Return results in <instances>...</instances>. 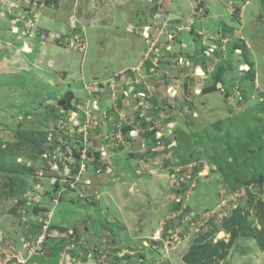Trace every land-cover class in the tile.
I'll return each instance as SVG.
<instances>
[{
  "label": "rangeland",
  "instance_id": "374dc122",
  "mask_svg": "<svg viewBox=\"0 0 264 264\" xmlns=\"http://www.w3.org/2000/svg\"><path fill=\"white\" fill-rule=\"evenodd\" d=\"M115 1L121 2V0ZM129 1L131 0H125L122 2L126 3ZM174 1L175 3L179 2L182 5L184 15H188L186 18L191 16V19L195 20L196 17L200 18L198 16L200 6L206 7L208 13V8L205 3L211 4V0H205L202 2H200V0ZM66 2L72 3L69 5L72 15L70 16L69 20L64 22L57 20V22L55 20V13L59 12L62 5ZM214 2L220 5L219 11H226L227 7L231 8V14L234 18L235 28L241 31L246 40H254L256 47L253 49L244 47V55L247 58V61L252 63L256 62L259 78L256 81V77H254L253 83H251L252 80L250 78L243 77L245 73H249V71L251 72L254 70L253 67L252 70H244L243 66H241L239 73L243 72L244 75L241 76L239 74L240 76H237L236 73L233 75L234 69H232V66L227 63L225 71L223 68L217 69L216 75L214 78H212V80L215 81L212 86H216L217 91H219L218 85L222 84V88L225 89V93L219 92L223 93V97L226 96V93L233 92V86L241 87L242 90L240 92H243L246 99L243 101V103L236 104L233 107L234 111L240 110L242 106H244L249 100L254 103V107H249V109H246L242 116H239L238 114V118H241V121L238 125H234L236 118L234 119V116H229L230 119L227 118V112H230V110L227 111L226 105L228 107L230 99L228 98L227 103L225 104L222 101V96H219L218 98L213 97V101L210 100L208 105L220 104L222 105V108L218 109V111L215 110V112H213L214 115L211 116V111H209L208 108L203 109L204 111L202 113V105L197 104L196 108H198L202 114L199 115L198 111L194 113V110L192 112L188 110L189 115L187 118L185 117V120L182 121V127L186 128L185 130L187 131L183 130L181 127V132L185 134L186 138L193 137V133L197 130V125L199 123L198 127L201 128V133L200 131L198 133L201 134L200 136L205 138V142L211 143L207 132L212 130L209 129V127L211 128L216 121H219L220 123L218 122L217 124L221 128L218 130V132H215V134L220 140L218 138H214V143L218 144L219 148L221 147V149H225L226 147L225 150L228 152L225 154V157H228L229 160L226 161V164L223 167L224 172L230 174L233 184H243L242 187L244 188L241 191L247 192L248 189L246 186L255 184V181H258L256 179L252 180L253 176H262V174L258 173L254 169L255 167L250 166V159H254L253 163L255 164L256 168L264 170V107L263 110L261 109V112H259V102L263 99L262 103H264V0H216ZM224 3L228 5H226V8L223 6ZM113 5L114 2L108 0H0L1 245H12V243H16L14 242L15 240H12L14 237L10 236L11 232H13L15 229L19 232L22 231L25 233L26 237H29L31 234H34L35 237L45 235V242L47 243L48 238L55 236L54 228L50 227V223L52 222L50 220L53 212L56 214V219L62 218L66 220L74 218L85 212L80 210L81 205L78 204V201H80L79 196L70 187L67 189L65 186L66 183L63 182L62 179L59 178L58 181L54 183L51 181L53 177L56 179L58 178V175L63 173L62 169L55 171L51 169V167L54 165L53 159H58L55 156H57L59 153V149L63 148V151L61 152H67L73 143L71 139H67L68 134L64 135L63 130L60 129V127L64 124V122H70V116L68 114L69 110H75L80 113L79 117L81 120H79V122L82 124V122L84 123V116L86 112L89 110L91 111L92 108L100 107L101 109H106L108 108L107 104L114 102V98H120L121 101V99L124 97L123 92L128 89V82L121 80L119 88L113 92H102V90L98 89V91H95V93L92 95L89 94V92L87 93L85 89L86 85L87 87L94 86L96 88L95 84L98 85L101 82H107L112 76H121L124 78L125 76L128 77L129 75L133 77L134 80L136 78V80L141 84L143 81H145L147 85L152 86L151 83L146 81V76L141 74L137 77L135 72L134 74L132 73V70H129L130 73L128 74L125 72H116L111 77H109L110 73H112L111 68L115 66L112 65V59L114 58V55L118 54L117 52H121L123 49L126 52H130L132 50L125 45L126 43L117 44L118 38L113 42H109V40L112 41L113 39L111 35L115 36L113 32L101 35L103 37H101L100 40L95 41L94 39H91L89 41V33L96 28L94 27L98 24L96 20H99L97 18L98 15L96 11L100 10V12H102V10H107V7L111 8ZM242 11L243 21H241V17L239 16ZM152 13L156 16L159 13L158 9L156 12V9L154 8ZM211 14L212 12L210 15ZM161 23L163 24V21H161ZM196 24L197 22L195 23V28L197 25L200 27L199 24ZM127 27L129 31L134 29L132 24H129ZM207 27L209 31L213 30L210 24H207ZM122 28L123 26L120 27V30H122ZM235 28L233 29L236 31ZM186 29L192 30V26H187ZM233 29H230L231 34L234 33ZM121 34L122 35H119L120 39H122L123 36L129 38V34H127L124 30L121 31ZM134 35L138 37L136 34ZM141 41L145 42L143 38H141ZM248 42L250 43L251 41ZM46 44L56 46L57 49L59 47V49L63 50L62 52H64L62 55L51 56L54 61L53 66H48L47 59H43V61L40 59L38 60L35 55L33 56L31 51L32 49L35 53L40 52L43 54L42 48L45 47ZM25 46L31 49L26 50ZM232 47L234 49V47H236V43L232 44ZM215 52L216 51H209V55L207 54L206 56L209 57L210 54H215ZM207 57H205L206 61L208 60ZM229 57L232 58V55H229ZM60 60H63L64 66L59 63ZM116 63H118V61ZM73 65L74 72L69 69H67V71L64 70L65 66L71 68ZM66 72L68 77L66 78L65 84V82H63V75ZM199 73L202 74L200 70ZM96 77L99 78L96 79ZM49 79L54 80L56 86L53 87L52 85H49L48 89L46 88L45 90L46 94L42 96L43 98H40L39 101L36 102L33 97L31 98V89H35L38 94H40V89L42 87L40 84L41 80ZM81 79L87 82L83 84ZM203 81H199V83L202 84ZM68 85H71L72 87L78 86L79 88L82 86L87 95L84 93L83 95L85 98L81 101H78V99H75V97H70L71 100L68 104L59 106L58 101H56L57 98L54 96L56 92L55 88L69 89ZM98 86L99 88L101 87V85ZM169 87H172L174 90L173 86ZM42 89H44V87H42ZM168 89L165 91V97L164 95L161 97L162 99L170 98V95L173 94V92H168ZM244 90L251 91L247 93L248 95H245ZM129 91L133 92L134 90ZM156 93L157 90L152 89L150 92L151 97L149 99L145 97L144 99L140 98L139 101L143 100L146 102L147 100H152ZM52 96L54 98H51ZM23 98L25 99L22 100ZM136 98L133 97V103L135 102ZM30 100L33 101L30 102ZM135 105L136 104H133L132 107L134 106L133 108H135ZM158 105L160 107L167 106L163 103H158ZM133 112L134 111H131L132 114ZM256 114H258L257 117ZM199 116L200 118L198 119ZM254 118H257V120L254 123L248 125V127L255 126L257 128L255 131L256 136L254 135L249 140L243 142L242 139H240L243 138L242 131L238 129V127L242 125V122L248 123ZM61 121L63 123H61ZM244 126H246V124ZM94 129L96 128L91 129V131L95 132ZM108 129V127L105 128L106 131ZM75 131L76 129L74 128V132ZM229 131L233 132L230 143L231 150H229L226 139V135ZM175 132L176 126L175 129L172 128V132L165 133L167 136L166 140H173V137L171 136H173V134L176 135ZM155 134L156 133H153L149 135V137ZM127 138H125V140H127ZM76 139L83 142L82 136L76 135ZM135 139V141L130 140V142L120 147L119 150H121V152L127 151L130 158L138 160L137 162L139 166L142 165L140 162L141 154L139 152V149L142 148V140L138 138ZM176 139L178 140V136L176 138L174 137L176 146L174 145L171 150L160 151V149H158L157 151H154V148L157 147V144L156 142L154 143L151 138H149L150 150L148 151L149 155L147 159L152 160L153 162L147 163H149L148 165L153 168L158 167V162H162L161 164L164 170L163 172H159L157 174H168L169 177L172 178L171 175L174 173V169L178 168L177 166H179V170L185 165H190L194 162L200 163L198 162L200 158L204 162L203 159L205 157H209L207 156V152H202V146H197V148H194L193 155L187 156L186 158L174 154L175 150L178 148V142ZM193 139L194 138H191V142H193ZM164 141L165 139H163L160 146L166 145ZM234 142H237L239 145L234 144ZM181 143V147H185L183 144L184 141ZM241 147H244L246 150H248V152H250L242 158H240V154H238ZM128 154L126 157V154L120 155L118 152H116L111 156L109 161L112 168H114L110 176H114L115 171H121L125 174L129 173L128 175H132L134 177L135 166H130L128 163ZM194 155L198 156V159L193 160L196 158ZM215 157H217V160H220L218 156ZM220 157L223 158L222 156ZM157 158L159 160H157ZM247 158H249L248 161ZM204 163L205 165L203 163L199 164L201 165L200 169L202 170L206 166V162ZM219 164L220 163L217 164L218 166L215 165V170H210L212 173L218 174L222 177ZM167 167L169 168L168 170L166 169ZM136 171H138V169H136ZM204 174H207V170H204ZM248 174L251 175L248 176ZM145 175L150 176L154 174L148 173ZM145 175L141 172L139 176ZM88 176L94 179L90 192L91 194L96 195V193L93 192V187L95 186V178L97 177L91 173H89ZM259 180L264 181V178L262 177V179ZM233 188L235 190V187ZM143 192L144 194L140 195L145 198L146 193L145 191ZM224 193L225 195H229L228 198L231 196V202L228 200L226 204L231 205L228 207V209H230L233 204H237V202L239 206H245L244 209L246 212H248L249 219H251L253 224L257 226V229L262 227L264 232V208L262 210L263 212L259 211L258 200H255L253 207H248L247 205L250 204V195L247 196L245 193L242 195V197H240L237 195L241 194L239 191H236L235 193H233V191H230V193L223 191V194ZM96 197H98V195ZM233 197H235V199H233ZM200 199L203 200L201 197ZM70 201L72 202L69 203ZM146 201L148 202V200ZM191 201L196 206L195 210L197 212H201L200 208L202 206L210 209L215 208L217 204V202L214 200H203L199 202V205L197 206L198 199L196 196H192ZM54 206L56 207L53 211ZM152 217V215H148L146 222L148 220L149 222L145 228L148 230L150 229L153 232L157 222L151 219ZM221 220H215V223L217 224ZM208 225V227L206 226L205 228L207 232L214 229V223H209ZM257 229L254 230L255 233ZM69 233L66 235L67 237L70 235ZM244 237L245 238L240 237L236 241L238 242L237 245L240 244L238 251H242L243 253L251 251L252 254L250 253L251 255L248 258L252 259L251 261L253 263L251 261H245L242 264H262L260 262L262 260L264 261V248L261 247V244H255L247 236ZM32 238L34 239V236H32ZM75 238L76 236L69 237L66 239V242L69 244L72 242V239ZM56 239L59 241V238L56 237ZM15 246L17 247V245ZM100 246L102 250L106 248L105 246ZM118 249L119 247L113 251L117 256L119 255ZM235 249L236 247L234 250ZM63 251L64 250L61 252ZM111 252H109V255H111ZM59 259L60 257H58V260Z\"/></svg>",
  "mask_w": 264,
  "mask_h": 264
},
{
  "label": "crops",
  "instance_id": "0c3cea01",
  "mask_svg": "<svg viewBox=\"0 0 264 264\" xmlns=\"http://www.w3.org/2000/svg\"><path fill=\"white\" fill-rule=\"evenodd\" d=\"M108 1L114 2V5L111 8L107 7V10H102V12H100V10H95L99 20H96L98 23L96 26H94L96 28L89 33V41L91 39H94L95 41L100 40V38L103 37L101 35L113 32L115 36L111 35L113 39L112 41L109 40V42H113L118 38L117 44L126 43L125 45L132 49L130 52H126L123 49L121 52L118 51V54L114 55V58L112 59V65L115 66L111 68L112 73H110L109 77H111L116 72L130 73L129 70H134L140 66V71L138 74L146 76V81L152 84L154 90H157L156 95L152 99L154 105L163 103L170 106V120L174 122L176 126L175 138L178 136V140L176 139L178 142V148L175 150L174 154L186 158L187 156L193 155L194 148H197V146H202V152H207V156H209L203 159L204 162H206L208 171L207 174L201 178L199 185L194 189V191L187 198H185L181 204H179L175 201L177 196L176 190L172 187L173 183L168 174L139 176L136 173V169L139 167L137 162L138 160L130 158L127 151H119L118 153L120 155L126 154L127 157L128 154L127 161L130 166H135L134 169L136 177L135 175L134 177L132 175H128L129 173L125 174L121 171H115L114 176L108 175L95 178L93 192L96 193L98 197L95 195V200H93V202L90 204L83 205L82 203L77 202L79 205H81L80 210L85 211L84 213L66 220L62 218L56 219V214L53 212L50 220L52 221L50 223V227L54 228L55 238L50 237L47 239V243L45 242L47 254L43 257L32 258L30 264H58L59 254L62 250H64L65 245H67L66 235L70 231H72L76 237L84 238L90 245H102L106 248L114 246L115 249L118 247H123L128 248L132 252H136L143 248L155 230L161 228L162 224H164L166 220H169L168 217L171 214H176V212L182 211L183 208L189 209L190 212L200 213V211L197 212L195 210L196 206L191 201L192 196H196L198 199L197 206L199 205V202L203 200H214L217 202L215 208L207 209L204 206L200 208L201 212L211 211L217 209L218 206H220L223 201L228 198L229 195H225V193L223 194V191L229 193L230 191H233V193H235L236 191H241L244 188L242 187L243 184L241 185V183L233 184L230 174L224 172L223 167L226 164V161L229 160L228 157H225V154L228 152L225 150L226 147L225 149H221V147L219 148L218 144L214 143V138H218L215 132H218V130L221 128L217 124L219 121H216L211 128L209 127V129L212 130L207 132L211 143L205 142V138L200 136L201 134L198 133L199 131L201 133V128L198 127L199 123L197 125V130L193 133V137L186 138L185 134L181 132L182 121L185 120V117L187 118L189 115V107H187L184 103L186 101L190 103L188 101V96L193 95L192 91L194 88H201V93L195 97V101L196 105H202V113L204 111L203 109L208 108L209 111H211V116H213V112H215V110L218 111V109L222 108V105L220 104L208 105L210 100L213 101V97L218 98L219 96H222L219 91H212V88H214L212 85L215 83L212 78H214L216 75L218 68H223L225 71L226 64L229 63V65L232 66L231 68L234 69L233 75L236 73L237 76H243V72L239 73L241 66H243L244 70H247L246 66H249L250 69L253 67L254 75H256L255 77L257 79L259 78L256 62L252 63L247 61V58L244 55V47L253 49L256 47V44L254 40H246L241 31L235 28L234 18L231 14V8L227 7L226 11L223 10V13V11H219L220 5L214 2L216 0H211V4L204 2L208 8L207 18L204 19L196 17L195 20L191 19V16L186 18L188 15H184L182 5L179 2L175 3L174 0H131L126 3L122 2L125 0H121V2H116L115 0ZM202 1L205 0H200V2ZM65 4L62 5L63 8L61 7L59 12L55 13L56 21L61 20L64 22L69 20L70 16L72 15L69 8V5L72 3L66 2ZM226 5L227 4L224 3V8H226ZM154 8L156 9V12L157 9L159 12L156 16L152 13ZM211 12L212 14L210 15ZM157 16H160L163 23L169 25L168 27H170L169 29H165L163 34H160L154 30V26L160 23L156 18V20L154 19V17ZM239 16L241 17V21H243V11ZM196 22L200 25V27H198L196 24L197 27L195 28ZM129 24H132L134 27V29L131 30L132 32L128 30L127 26H129ZM207 24H210L211 28L213 29L212 31H209ZM121 26H123L122 30L129 34V38H126L125 36H123V38L121 37L122 39L119 38V35H122V30H120ZM147 26L150 27L148 30L149 38L148 34L143 33L145 27ZM187 26H192V30L186 29ZM160 28H162V26H160ZM231 28L236 29V31L233 29L234 33L232 34L230 30ZM169 33L173 34L172 41L169 39L170 37H168ZM134 34H136L138 37H136ZM140 37L143 38L145 42L141 41ZM248 41L251 42L249 43ZM152 43L156 45L152 46ZM234 43H236V47L233 49L232 44ZM168 45H171L172 51L165 52V49ZM214 46H216L214 48V51H216L215 54H210V56L207 57V51H209L210 48ZM25 48L26 50L31 49L27 48L26 46ZM42 50L43 54L40 52L35 53L31 49L33 56L35 55L38 60L40 59L43 61V59H47L48 66H53L54 63L51 56L62 55L64 53L62 52L63 50L59 49V47L57 49L56 46L51 44H46ZM159 53L164 54V56H162L159 61L161 70L158 76H153L150 74V69L153 67V62ZM179 55L184 59V62H188L189 65H177L175 61ZM229 55H232V58L229 57ZM205 57H207V61ZM117 61L118 63H116ZM59 63L64 66L63 60H60ZM199 68L203 71L202 74H199ZM67 69L74 72V65L71 68L65 66L64 70L67 71ZM248 76L249 73H245L243 77L246 78ZM67 77L68 75L66 72L63 75V82H65V84ZM97 78L99 77H96V79ZM81 81L83 84L87 82L83 81V79H81ZM199 81H203V83L201 84ZM40 84L42 87H44V89L41 87L40 94H38L35 89H31L30 93L31 98L33 97L36 102L39 101L40 98H43L42 96L46 94L45 90L46 88L48 89L49 85H52L53 87L56 86L54 80L50 79L41 80ZM68 86L69 89L55 88L56 92L54 96L57 98L56 101L59 102L61 100H65V98L70 95V97H75V99H78V101H81L85 98L83 94L86 93V91L82 88V86H80V88L78 86ZM169 86H173L174 92L176 93L175 98L162 99L161 97L163 95L165 97V91ZM130 90H132V88ZM51 98L54 97L52 96ZM223 98L222 101L226 104L225 99ZM262 100L259 102V112H261V109L263 110L264 107ZM32 101L33 100H30V102ZM253 105L254 103L249 100L244 106H242L240 110L234 111V109L228 104V107L226 105V108L227 111L230 110V112H227V118H229V116H234V119L236 118L234 125H238L241 121V118H238V114L239 116H242L245 110L249 109V107H254ZM197 111L199 112V115L202 114L198 108ZM257 116L258 114H256V117ZM199 118L200 116L198 119ZM256 120L257 118H254L248 123L242 122V125L238 127V129L242 131L243 138L240 139H242L243 142L249 140L255 135L257 128L255 126L248 127V125L254 123ZM245 124L246 126H244ZM182 129L185 130L186 128L182 127ZM232 133L233 132L231 131L227 133L229 138L226 135L229 150H231L230 143L232 139ZM191 138H194L193 142H191ZM183 141L185 146L183 147L184 149L181 147V142ZM234 144L239 145L237 142H234ZM215 156H218L220 160H217V157ZM194 157L196 158L193 160L198 159V156L194 155ZM216 161L222 164V177L218 174L212 173L210 170H215ZM174 162L177 163L176 161ZM198 162L203 161L200 158ZM249 175L251 174H248V176ZM233 187H235V190ZM143 191L146 193L145 198L140 195L144 194ZM200 197L203 198V200L200 199ZM146 200H148V202ZM71 202L72 201L69 203ZM247 206L253 207L254 204H249ZM55 207L56 206L53 207V211L55 210ZM240 207L243 209L245 208V206ZM148 215H152L153 217L151 219L157 222L153 232L150 229L148 230L145 228L149 222V220L146 222ZM183 218L184 216L179 215L178 217L169 220L167 222L168 228H164L165 233L171 231L174 233H181L186 236L178 244L174 245L173 248L168 252H165L161 249L152 251L151 249L147 248L143 250V255L141 253H136L133 254V256L131 255L121 258L113 252L115 251L114 249L110 255L112 264H152L155 260L162 257H164L163 264H242L245 261L252 260L248 258L252 252L247 251L246 253H243L242 251H238L240 244L237 245L238 242L236 241L240 237L245 238L244 236H247L255 244H262L264 246L263 230L255 239L250 236L251 233H253L252 230H254V225L252 220L248 218L246 221V225L248 227L245 230L246 235L240 233L241 235L239 234L235 243L226 250V257L221 260L218 258V254L213 253L216 250L218 240L223 239L225 242H229L230 240L231 233H228L223 229L225 222L228 221L229 223L230 218L223 223L222 227L214 226L217 230L213 240H210L212 243L206 239L202 243L200 242V244L199 241L202 236H192V233L189 232L182 224ZM221 232H224L222 236L220 234ZM10 236L14 237L12 240H15V245H17L18 249H21L23 252L24 250L22 240L27 238L25 233L22 231L19 232L15 229L13 232H11ZM32 236L35 237L34 234ZM56 237L59 238V241H57ZM208 243H211L208 249H199L200 247H206ZM235 247L236 249L234 250ZM218 249L219 253L223 252L222 249ZM146 257L149 258V261H146ZM63 262L64 264H98L97 262L87 261L84 251L78 254L72 253L71 255H67ZM260 263L264 264V261L262 260Z\"/></svg>",
  "mask_w": 264,
  "mask_h": 264
},
{
  "label": "built area",
  "instance_id": "2783aa9c",
  "mask_svg": "<svg viewBox=\"0 0 264 264\" xmlns=\"http://www.w3.org/2000/svg\"><path fill=\"white\" fill-rule=\"evenodd\" d=\"M206 14L205 7H200L198 11V16L200 18L204 17ZM149 26L145 27L144 34L149 33ZM157 32L160 34L163 33V29L159 27L155 28ZM86 47V45L84 44ZM83 46V47H84ZM152 46H155L152 43ZM210 49L213 51L214 48ZM171 47H167V50H170ZM163 55L160 53L156 56L155 61L153 62V67L150 69V73L153 76H158L160 72V58ZM177 63L179 65L184 64V60L182 57L177 59ZM188 64V63H187ZM140 66L134 70L132 73H136L137 77L139 76ZM128 74V73H126ZM126 79V80H125ZM127 81L128 89L123 92V98L120 101V98H114V102L108 104V108L101 109L100 107L92 108V110L86 112L84 116V123L79 122L80 113L75 110H69L70 122H64V124L60 127L63 130L64 135L68 134L67 139H71L73 143L67 150V152H61L62 149H59V153L55 156L58 159H53L54 165L51 167L53 171L55 170H63V173L58 175V178H52V183L57 182L58 179H62L63 182L66 183L67 189L69 187L79 196L80 201L83 205L85 203H92L95 200V195L91 194L90 190L93 185V178H90L89 173L94 174L95 177L99 178L102 176L111 175L113 172V168L110 163L111 156L119 152L121 150L120 147L130 142V140H136L135 138L142 140V148L139 149L141 154L140 162L142 165H139L138 171L136 173L140 175L142 172L145 174H157L159 172H163L162 162H158V167H151L148 164L153 162L152 160L147 159L150 150L149 138L156 144L157 147L154 148V151L160 149V151L171 150L175 145L173 134V140H166V132H172V128L175 129V124L170 120V115L166 114L169 112V106L160 107L158 106H150L147 101H139L140 98H150V92L154 89L152 86L147 85L145 81L139 83L136 78L134 80L133 77H121V76H112L107 82H101L96 88L94 86H88L90 88L85 87L87 93L93 94L98 89L103 91H115L119 88L120 81ZM257 81V80H256ZM132 88L133 92L129 90ZM169 88V89H168ZM168 92L172 93L174 90L172 87H168ZM241 87L233 86V92L226 93L228 95L231 104H238L244 98L243 92L241 93ZM221 92L225 93V89L221 88ZM194 96H198L201 93V88H194L192 91ZM175 92L170 95V97H174ZM108 97V96H107ZM136 98L133 103L132 99ZM133 104L135 108L132 107ZM121 107L126 110L132 109L135 114L134 116L128 115L127 113H123L121 115L120 121L112 122V114L114 112L120 114ZM73 112V113H72ZM195 113V112H194ZM79 114V115H78ZM61 123H63L61 121ZM110 126V127H109ZM109 128L107 131L105 128ZM74 128L76 131L74 132ZM94 129L95 132L91 131ZM126 129V131H125ZM51 133V132H50ZM156 133L153 136L151 134ZM76 135L82 136L83 142L76 139ZM172 135V134H171ZM128 137V138H127ZM127 138V140H125ZM163 139H165V144H162ZM93 142V143H92ZM80 143V144H78ZM176 146V145H175ZM115 150V151H114ZM158 153V152H153ZM147 155V156H146ZM157 160H159L157 158ZM149 162V163H147ZM200 163H192L190 165H185L174 169V173L171 175L172 187L176 190V203L181 204L185 198H187L194 189L199 185L201 178L205 175L204 170H207L205 166L204 169H200ZM204 164V163H203ZM205 165V164H204ZM142 166V167H141ZM169 169L168 167L166 168ZM171 169V168H170ZM158 171V172H157ZM208 171V170H207ZM146 172V173H145ZM248 195H252L253 198L257 200L264 201V182L261 185L250 184L248 187ZM241 194H237L242 197L245 192L240 191ZM97 196V195H96ZM231 197V196H230ZM230 197L223 201V203L218 206L216 210L204 211L201 213L190 212L189 209L183 208L182 211L176 212V214H171L168 219L172 220L179 215L184 216L182 224L185 228L192 233L194 237H200L201 235L207 233L205 230L206 226L209 223H214L216 226L221 227L224 220H226L232 212L238 208L239 204H233L230 209H228L231 205H226L227 200H230ZM239 197V198H240ZM235 199V197H233ZM224 214V215H222ZM222 219V220H221ZM162 224L161 228L155 230L153 235L147 240V243L138 251H130L128 248H119L118 257L124 258L127 255H132L136 253L144 254V249H151L152 251L164 250L168 252L173 248L174 245L178 244L183 238L186 236L179 233L167 232L165 233L164 228H168V221ZM215 220H221L219 223H215ZM166 226V227H165ZM209 226V225H208ZM207 226V227H208ZM70 235L67 237H75L72 231L69 233ZM45 235L34 237L32 235L25 238L23 240V252L21 249H18L15 246V243L12 245H1L0 244V264H30L32 258L43 257L47 254V250L45 248ZM115 249L114 246L105 248V250L101 249L99 245H90L84 238L72 239V242L65 245L64 253L61 252L59 254V262L58 264H64V260L67 255H71L72 253H81L85 252L87 257V261L89 262H97L98 264H111V256L109 252ZM163 259L159 258L155 260L152 264H163ZM146 261H149V258L146 257Z\"/></svg>",
  "mask_w": 264,
  "mask_h": 264
},
{
  "label": "trees",
  "instance_id": "16d2710c",
  "mask_svg": "<svg viewBox=\"0 0 264 264\" xmlns=\"http://www.w3.org/2000/svg\"><path fill=\"white\" fill-rule=\"evenodd\" d=\"M250 70H252V67H251V69ZM253 71L254 70H252L251 72L249 71V76L247 77V78H250L252 81H251V83H253V80H254V73H253ZM214 88H212V91H216L217 90V88H216V86H213ZM211 90V89H210ZM251 90H244V93H245V95H248L247 93L248 92H250ZM71 96V95H70ZM70 96H67V98L65 99L66 100V102H67V104L70 102V100H71V98H70ZM187 107H192V103H188L187 101L184 103ZM194 105H196V103L194 104ZM188 108V109H189ZM166 114H169V112H166ZM125 131H126V129H125ZM227 137L229 138V135H227ZM238 148V147H237ZM242 149V150H241ZM250 152H248V150H246L244 147H241L240 148V150H239V152H238V154H240V158H242V157H244V156H246L247 154H249ZM248 159L249 158H247V161H248ZM253 161H254V159L252 158V160L250 159V166H253V167H255L254 169L258 172V173H260V174H262V176H253V179L252 180H254V179H256V180H258V181H255V184H257V185H261L264 181H261V180H259V179H262V177L264 178V176H263V172H264V170L263 169H258V168H256V166H255V164L253 163ZM215 163V162H214ZM220 163V162H219ZM216 165L218 164V162L216 161V163H215ZM254 164V165H253ZM218 166V165H217ZM258 166V165H257ZM219 167H220V172L222 173V165H220L219 164ZM258 175V174H257ZM256 199L255 198H253L252 197V195H250V200H249V202H250V204L252 205V204H254V201H255ZM258 202H259V206H258V208H259V211H262L263 210V208H264V201H262V200H258ZM263 212V211H262ZM230 221H229V223H228V221L227 222H225V224H224V226H223V229L225 230V231H227L228 233H231L230 234V240H229V242H225L223 239H221V240H218V244L216 245V250L214 251V253L213 254H218L217 256H218V258L219 259H224L225 257H226V255H227V249H229L234 243H235V241H236V239L238 238V236H239V234L240 233H243L244 235H246V232H245V230H246V228H248L247 227V225H246V221L248 220V212H246L243 208H241V207H238L237 209H235L234 211H233V213L230 215ZM229 218H227V219H229ZM226 219V220H227ZM225 220V221H226ZM228 223V224H227ZM246 225V226H245ZM222 227V226H221ZM216 227H214V229L213 230H211V231H209V232H207V233H205V234H203V235H201L200 237H201V239H200V241H199V244H200V242L202 243L203 241H205L206 239H207V241H210V240H213V238H214V236L216 235V230L217 229H215ZM252 230V229H251ZM252 232L254 233V230H252ZM262 232V231H261ZM260 232V233H261ZM257 234V236L260 234L259 232H256ZM241 235V234H240ZM254 236H255V234H254ZM208 238H210V239H208ZM211 243H212V241H210ZM211 243H208L207 244V246L206 247H200L199 249H208V247L211 245ZM261 247L262 248H264V246L261 244ZM218 248H220V249H222L223 250V252L222 253H219V249Z\"/></svg>",
  "mask_w": 264,
  "mask_h": 264
},
{
  "label": "clouds",
  "instance_id": "9594fccd",
  "mask_svg": "<svg viewBox=\"0 0 264 264\" xmlns=\"http://www.w3.org/2000/svg\"><path fill=\"white\" fill-rule=\"evenodd\" d=\"M200 7H204V6H200ZM205 9H206V7H205ZM207 15H208V13H207V10H206V14H205V16L204 17H202V18H205V17H207ZM156 19H157V21L158 22H160L159 24H156L155 26H154V30H155V28H157V27H159L160 28V26H162V28H160V29H163V31L165 30V29H169L170 27H168L169 25H167V24H162L161 23V21H162V19L160 18V16H157V17H155ZM134 28V27H133ZM178 29V28H177ZM143 33H144V31H143ZM163 34V33H162ZM168 37H170L169 39L172 41L173 40V34H168ZM149 38V37H148ZM156 45V44H155ZM171 47V45H168L167 47ZM211 48H213V47H211ZM210 48V49H211ZM166 51L165 52H170V51H172V47H171V49L170 50H167V48L165 49ZM210 51V50H209ZM209 51H207L208 53H209ZM213 52H214V50H213ZM161 55H163L164 56V54L163 53H160ZM179 57H181L180 55L177 57V59L179 58ZM177 59H176V64L177 65H179L178 63H177ZM184 60V59H183ZM188 62H184V64L187 66V65H189V63L187 64ZM183 64V65H184ZM183 65H179V66H183ZM199 70H201L200 68L198 69V71ZM250 70V69H249ZM151 74V73H150ZM158 80V79H157ZM256 80H257V78H256ZM219 89V91H220V89L222 88V84H220L219 85V87H218ZM221 92V91H220ZM221 94H223V93H221ZM175 96H176V93H175V95H174V97H170V98H175ZM189 97V99H188V101L190 102V103H192V108H189V111H193L194 110V112H196L197 111V108L195 107V103H196V101H195V97H197V96H194V95H190V96H188ZM227 97H228V95L226 94V96L224 97L225 98V102L227 103ZM245 97L243 98V100L241 101V102H239V103H243V101H245ZM147 103L150 105V106H158V104L157 105H154V103L152 102V100H148L147 101ZM229 104V106L230 107H234L235 106V104H231V103H228ZM169 106V105H168ZM107 107H108V104H107ZM134 107V106H133ZM169 108H170V106H169ZM131 111H133L132 109H130V111L127 109L126 110V112H125V109H123L122 107H121V110H120V114L119 113H116V112H114L113 114H112V120H111V123L112 122H117L118 120L120 121V118H121V115L123 114V113H127L128 115H132V116H134L132 113H131ZM133 113H135V112H133ZM249 186V185H248ZM247 186V187H248ZM240 192V191H239ZM249 192V191H248ZM247 192V193H248ZM257 200V199H256ZM230 202H231V200H230ZM238 207H240V206H238ZM216 210V209H215ZM201 213V212H200ZM229 218V217H228ZM225 222V220L223 221V223ZM223 223H222V225H223ZM221 225V226H222ZM254 225V224H253ZM214 226H216V225H214ZM216 227H218V226H216ZM255 229H257V226L256 225H254V230ZM263 230V228L262 227H260L259 229H257V231L256 232H260V231H262ZM254 234H255V236H254ZM257 233H251V237H253L254 239L257 237V235H256ZM112 264V263H111Z\"/></svg>",
  "mask_w": 264,
  "mask_h": 264
},
{
  "label": "water",
  "instance_id": "95a60500",
  "mask_svg": "<svg viewBox=\"0 0 264 264\" xmlns=\"http://www.w3.org/2000/svg\"><path fill=\"white\" fill-rule=\"evenodd\" d=\"M66 103H67L66 100H61V101L58 102V105H59V106H64ZM223 233H224V232H221V233H220L221 236L223 235Z\"/></svg>",
  "mask_w": 264,
  "mask_h": 264
},
{
  "label": "bare ground",
  "instance_id": "6f19581e",
  "mask_svg": "<svg viewBox=\"0 0 264 264\" xmlns=\"http://www.w3.org/2000/svg\"><path fill=\"white\" fill-rule=\"evenodd\" d=\"M246 68H247V70H249L250 68H249V66H246ZM201 71V73H203V71L202 70H200ZM200 74V73H199Z\"/></svg>",
  "mask_w": 264,
  "mask_h": 264
}]
</instances>
